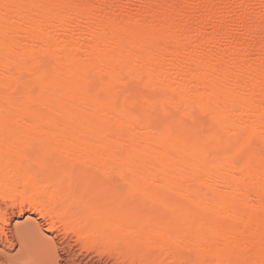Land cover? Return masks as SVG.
Returning a JSON list of instances; mask_svg holds the SVG:
<instances>
[{
    "label": "bare ground",
    "instance_id": "obj_1",
    "mask_svg": "<svg viewBox=\"0 0 264 264\" xmlns=\"http://www.w3.org/2000/svg\"><path fill=\"white\" fill-rule=\"evenodd\" d=\"M5 258L264 264V0H0Z\"/></svg>",
    "mask_w": 264,
    "mask_h": 264
},
{
    "label": "rangeland",
    "instance_id": "obj_2",
    "mask_svg": "<svg viewBox=\"0 0 264 264\" xmlns=\"http://www.w3.org/2000/svg\"><path fill=\"white\" fill-rule=\"evenodd\" d=\"M17 221V224L19 225V224H21L22 222H24L25 221V217H22V218H20V219H18V220H16ZM13 225V224H12ZM11 228V227H10ZM44 229V226L42 225V227L40 228V230L42 231ZM42 234H43V236H44V238H46V239H48L49 237H51V236H49V234H47V233H45V232H43L42 231ZM55 245H58V243H59V241L58 240H54V242H53ZM17 247L14 249V250H12V251H10V252H7L6 253V255H7V257H12V256H14L15 255V253H16V251H17ZM61 254H60V252L57 250V252H56V256H60ZM5 261V262H4ZM98 260H97V258H96V260L94 259L93 260V263L95 262V264H104L105 263V260H101V262H97ZM3 262H4V264H7V262H6V258L5 259H3ZM106 264H110V263H106Z\"/></svg>",
    "mask_w": 264,
    "mask_h": 264
}]
</instances>
